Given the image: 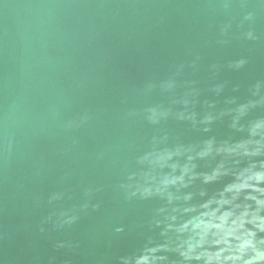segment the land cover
Masks as SVG:
<instances>
[{"label":"water","instance_id":"obj_1","mask_svg":"<svg viewBox=\"0 0 264 264\" xmlns=\"http://www.w3.org/2000/svg\"><path fill=\"white\" fill-rule=\"evenodd\" d=\"M250 171L264 0H0V264H204Z\"/></svg>","mask_w":264,"mask_h":264},{"label":"clouds","instance_id":"obj_2","mask_svg":"<svg viewBox=\"0 0 264 264\" xmlns=\"http://www.w3.org/2000/svg\"><path fill=\"white\" fill-rule=\"evenodd\" d=\"M147 158L145 157L144 160ZM171 158L172 153H169L167 159ZM162 159L164 157L161 155L155 162H160ZM142 162L143 160H141ZM175 182V180H165L163 183L167 186L169 183L174 184ZM259 185H264V171H250L242 184L230 187L228 191L237 194L244 190L255 193L245 197L246 200L253 201L255 207L252 204L244 205L243 210L232 220L231 226L227 225L229 217L233 216V213H225L221 217L220 224L207 225L200 240L195 244L190 243L187 252L182 253L185 259H203L204 264H264V237H260V234L264 233V187ZM155 191L160 193L162 189L157 187ZM131 195L136 196L137 192H133ZM143 195H152V189H145ZM236 198L238 195L233 197V199ZM213 227L217 229L213 243L223 245V247L214 253L197 252V249L204 248L208 235L207 229ZM122 264H149V258L146 255L123 258Z\"/></svg>","mask_w":264,"mask_h":264}]
</instances>
